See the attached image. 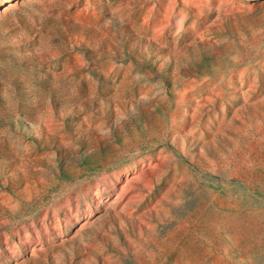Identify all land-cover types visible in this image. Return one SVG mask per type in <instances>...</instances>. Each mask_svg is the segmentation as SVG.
<instances>
[{"label":"rangeland","instance_id":"rangeland-1","mask_svg":"<svg viewBox=\"0 0 264 264\" xmlns=\"http://www.w3.org/2000/svg\"><path fill=\"white\" fill-rule=\"evenodd\" d=\"M0 264H264V0H0Z\"/></svg>","mask_w":264,"mask_h":264}]
</instances>
